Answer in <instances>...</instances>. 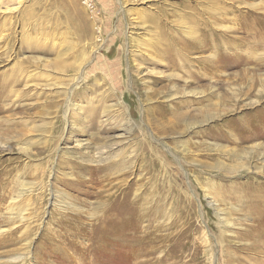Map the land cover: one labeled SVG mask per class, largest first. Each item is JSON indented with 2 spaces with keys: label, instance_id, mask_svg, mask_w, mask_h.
Segmentation results:
<instances>
[{
  "label": "rangeland",
  "instance_id": "374dc122",
  "mask_svg": "<svg viewBox=\"0 0 264 264\" xmlns=\"http://www.w3.org/2000/svg\"><path fill=\"white\" fill-rule=\"evenodd\" d=\"M263 10L0 0V264H264V43L234 32ZM212 18L200 51L171 44ZM128 186L140 230L80 229Z\"/></svg>",
  "mask_w": 264,
  "mask_h": 264
},
{
  "label": "bare ground",
  "instance_id": "6f19581e",
  "mask_svg": "<svg viewBox=\"0 0 264 264\" xmlns=\"http://www.w3.org/2000/svg\"><path fill=\"white\" fill-rule=\"evenodd\" d=\"M221 1L223 2V0H221ZM262 5L263 4L259 5V7L262 8L261 7ZM257 7L258 6H253V8L251 10L254 11V10H256ZM211 12H214V11H211ZM258 12H260V11H258ZM222 14H225L224 10L222 11ZM260 14L264 15V10L261 11ZM240 19H244V17L242 16V18H240ZM223 21H224V19L221 20L220 18H217V19L212 18L211 21L209 19H207V22L206 21L201 22V23L197 24L196 26H195V24H193L194 26L192 28H190V30H188V32H187V34H189L188 37H184V38L177 39V40L172 39L171 44H173L174 46H182L183 50L187 53L200 51L203 48L202 47V42H203L202 38L206 34L209 33L208 30L210 28L213 29V27H222L221 26L222 24H220V23ZM259 22H258L259 24H256V22H254V19H253V22L248 23V24L242 23V24L238 25L237 28L234 30L235 33H238V31H239L240 34L247 33V35H249V34L253 35L251 42H246L249 45L247 47L248 49L246 48L247 50L241 51L240 54L250 57L249 55L255 54L256 51H258L260 48H262L261 45L264 43V37L262 36L264 34V23H261L262 21H259ZM201 27H202V29H201ZM198 28H199L200 33L198 32ZM225 32H227V31H225ZM237 39L239 40L241 38L238 37ZM226 45H228V47L229 46L231 47V45H229L227 43L217 44L216 42L207 44V47H209L211 50H213L215 52H217L218 50L221 51L220 55L222 56V55H226L223 52L224 49L227 47ZM232 45L234 46V44H232ZM242 47H244V46H242ZM238 50H239V48H238ZM210 57H211V54H210ZM210 57L204 58V60L201 62L198 59L197 63H199V64L202 63V64H204V66L212 69L213 63L214 64L216 63L213 61L214 59L216 61V56L213 55V57H211V58ZM252 58H253V56H252ZM188 63L193 64L194 62H188ZM5 89H6L5 86L0 85V98H2V96H3L2 94H4ZM67 107H69L68 102L65 104V109ZM66 111H67V109H66ZM66 111L64 112V118L66 117ZM125 134H126V128L125 129L123 128L118 137H124ZM131 196H133L132 189L130 186H128L124 189V192L122 194V198H120V202L122 203V205H121L122 207L119 210L115 207L117 200H113L112 204H110L109 206L106 205V207H105L106 210L104 209L105 211L102 213V215L100 217L93 219V220L91 219L92 221L88 226L83 224V226L80 227V229L84 230L85 228L88 227L87 229H88L89 233L94 232V233H97L98 235L103 233V235H104L103 238L108 236L113 241L114 240L116 241V237H119L120 238L119 240H122L124 238L122 235L127 234L128 232L129 233L132 232L134 230L135 226H136V231L140 230V228L137 227V224H138V222H141L145 217H147L148 214L145 213L146 209L143 208L142 205L139 204V199H137V197H135V195L133 196L134 198L131 199ZM123 215L129 216V218L123 217ZM74 217L75 218L76 217L81 218V215L78 213H75ZM114 218H116V219H114ZM74 229H75V227H74ZM88 263L92 264V261H88L85 264H88Z\"/></svg>",
  "mask_w": 264,
  "mask_h": 264
}]
</instances>
